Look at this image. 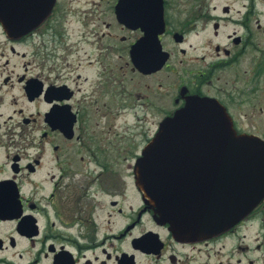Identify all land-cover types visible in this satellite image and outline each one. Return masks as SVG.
<instances>
[{
    "label": "flooded vegetation",
    "instance_id": "af4514ba",
    "mask_svg": "<svg viewBox=\"0 0 264 264\" xmlns=\"http://www.w3.org/2000/svg\"><path fill=\"white\" fill-rule=\"evenodd\" d=\"M40 12L42 0H0V264H264V197L220 233L183 237L134 178L156 126L191 96L264 139V0Z\"/></svg>",
    "mask_w": 264,
    "mask_h": 264
},
{
    "label": "water",
    "instance_id": "95a60500",
    "mask_svg": "<svg viewBox=\"0 0 264 264\" xmlns=\"http://www.w3.org/2000/svg\"><path fill=\"white\" fill-rule=\"evenodd\" d=\"M43 1L49 5L52 2ZM201 154L209 157L202 161ZM200 170L218 174L197 176ZM194 179L205 182L204 188L209 190L204 196L208 199L185 204L180 198L186 191L183 186L195 188ZM136 182L147 202L156 203L163 218H183L186 210L207 211L213 201L209 194L216 196L215 193L230 196L217 216L226 217L232 212L236 218L237 210L242 213L264 194V143L256 137L236 135L220 107L193 101L161 124L137 165ZM233 196L237 199H231Z\"/></svg>",
    "mask_w": 264,
    "mask_h": 264
},
{
    "label": "rangeland",
    "instance_id": "374dc122",
    "mask_svg": "<svg viewBox=\"0 0 264 264\" xmlns=\"http://www.w3.org/2000/svg\"><path fill=\"white\" fill-rule=\"evenodd\" d=\"M0 45H1V43H0ZM1 52H4V54H5V55H4V54L0 55V63H3V61L5 60V58H7V48H6V49H3V48L0 46V53H1ZM11 58H12V57H11ZM19 69H20V68L18 67L17 70L20 71ZM16 88H17V87L10 89L11 94H15V92H16V93L18 92V91H17L18 89L16 90ZM5 91H7V89H6ZM117 91H119L118 88H117ZM92 117H93V118L96 117V119H98V118L100 117V115L97 114V113H95L94 115H92ZM151 127H153V126H151ZM109 138H112V133H111V135H110ZM122 169H124V171L126 170L125 165H124V168H121V170H122ZM124 178H125V177H124ZM125 180H127V179L125 178Z\"/></svg>",
    "mask_w": 264,
    "mask_h": 264
}]
</instances>
